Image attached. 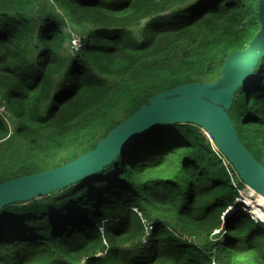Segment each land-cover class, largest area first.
Masks as SVG:
<instances>
[{
	"label": "trees",
	"instance_id": "16d2710c",
	"mask_svg": "<svg viewBox=\"0 0 264 264\" xmlns=\"http://www.w3.org/2000/svg\"><path fill=\"white\" fill-rule=\"evenodd\" d=\"M257 11V0H0V183L92 150L157 92L217 80L258 32ZM227 113L264 167V57ZM242 185L200 127L157 125L101 172L3 208L0 264H264V228L246 213L264 225V199L237 195Z\"/></svg>",
	"mask_w": 264,
	"mask_h": 264
},
{
	"label": "water",
	"instance_id": "95a60500",
	"mask_svg": "<svg viewBox=\"0 0 264 264\" xmlns=\"http://www.w3.org/2000/svg\"><path fill=\"white\" fill-rule=\"evenodd\" d=\"M259 30L249 45L226 56L213 82H192L157 92L108 131L96 146L58 167L0 183V211L73 186L101 172L157 125L194 124L207 134L241 182L264 198V167L239 139L229 117L234 94L264 57V0H257Z\"/></svg>",
	"mask_w": 264,
	"mask_h": 264
},
{
	"label": "rangeland",
	"instance_id": "374dc122",
	"mask_svg": "<svg viewBox=\"0 0 264 264\" xmlns=\"http://www.w3.org/2000/svg\"><path fill=\"white\" fill-rule=\"evenodd\" d=\"M50 5H51V8H55V10L57 11V12H59V13H63V11L57 6V5H55V4H53V3H50ZM64 28H65V32H67L68 33V31L71 33V35H73V38L75 37L76 39H80V41H79V44L81 43V38H80V35L77 33V32H80L77 28H75L74 26H69L68 24L66 25V26H63ZM81 33V32H80ZM76 48H78V46L77 47H75V49ZM3 111V107H0V112H2ZM4 113V112H3ZM5 114V113H4ZM206 136H208L207 134H206ZM209 137V136H208ZM17 172L18 171H16L15 172V174H17ZM19 175V174H18ZM21 176V175H20ZM244 191V193H245V197H249L251 200H255L256 198H257V196H255L254 194H256L255 192H254V194H251L250 196H249V192L247 191V186L246 185H242L241 187H239L238 188V191H237V195L239 194V192L240 191ZM58 191H54V192H51L50 194H48V195H45V197L46 196H50L52 193H57ZM41 197H43V196H41ZM40 199V197H37L36 199ZM235 200V199H234ZM27 202H29V200H27V201H25V202H23V204H22V206H25L26 205V203ZM234 202V204L236 205V206H238L239 205V203H237V202H235V201H233ZM233 205H231L230 207H232ZM241 207V206H240ZM235 207H233L232 209L230 208L227 212H224V214H223V217H225L226 215H228L227 213L229 212V213H233L235 210ZM24 211H26L27 213H30V212H32L33 211V209L32 208H28V207H26L25 209H24ZM23 211V212H24ZM62 215H65L64 213L62 214ZM24 217H29V215H27V216H24ZM23 217V218H24ZM16 219L17 218V216H11L10 217V219ZM4 224V222L1 224V226Z\"/></svg>",
	"mask_w": 264,
	"mask_h": 264
},
{
	"label": "clouds",
	"instance_id": "9594fccd",
	"mask_svg": "<svg viewBox=\"0 0 264 264\" xmlns=\"http://www.w3.org/2000/svg\"><path fill=\"white\" fill-rule=\"evenodd\" d=\"M72 39H73V37H72ZM72 39L70 40V45H71L72 50H75V47H73V46H72V43H71ZM78 48H79V47H78ZM78 48H76V49H78ZM238 178H239V177H238ZM228 209H229V208H227L226 211H228ZM226 211H225V212H226ZM246 213H247L248 216L250 217V214H249L247 211H246ZM250 218H251V217H250ZM252 220H253L258 226L264 228V225L258 223L255 219H252ZM216 232H217V231H216Z\"/></svg>",
	"mask_w": 264,
	"mask_h": 264
},
{
	"label": "built area",
	"instance_id": "2783aa9c",
	"mask_svg": "<svg viewBox=\"0 0 264 264\" xmlns=\"http://www.w3.org/2000/svg\"><path fill=\"white\" fill-rule=\"evenodd\" d=\"M79 41H80V39L78 38V39H76L75 37L72 39V41H71V43H72V46L73 47H79L80 46V44H79ZM250 217L253 219V217L250 215Z\"/></svg>",
	"mask_w": 264,
	"mask_h": 264
},
{
	"label": "bare ground",
	"instance_id": "6f19581e",
	"mask_svg": "<svg viewBox=\"0 0 264 264\" xmlns=\"http://www.w3.org/2000/svg\"><path fill=\"white\" fill-rule=\"evenodd\" d=\"M250 189V188H249ZM251 190V189H250ZM253 191V190H252ZM254 192V191H253ZM257 195H259V194H257ZM260 196V195H259ZM261 198H263L262 196H260ZM264 199V198H263Z\"/></svg>",
	"mask_w": 264,
	"mask_h": 264
}]
</instances>
